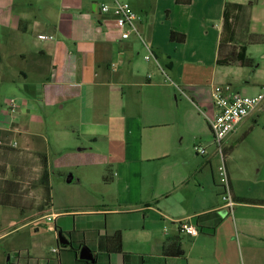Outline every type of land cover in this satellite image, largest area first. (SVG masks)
<instances>
[{"label": "crops", "instance_id": "1", "mask_svg": "<svg viewBox=\"0 0 264 264\" xmlns=\"http://www.w3.org/2000/svg\"><path fill=\"white\" fill-rule=\"evenodd\" d=\"M117 1L140 18L150 59L136 36L121 40L112 14L100 13L112 0H0V88L9 95L0 110V133L9 137L0 147L42 162L48 178L53 169H94L95 186H102L98 200L80 194L74 212L24 215L31 192L22 197L12 177L0 188V264H264V206L242 201H264V165L251 166L264 162V99L223 143L231 212L220 199L221 157L204 118L212 113L213 87L240 80L245 66L236 59L252 67L248 43L258 39L238 37L255 18L247 20L241 0ZM65 119L75 148L51 154L38 126L49 123L63 134ZM240 130V144L250 150L242 165L232 156ZM63 213H75L92 230L60 225ZM43 219L55 221V260L41 256L36 235ZM175 220L189 221L198 235H179ZM117 231L121 253L100 250L99 237ZM58 232L66 245L58 244ZM174 240L183 255L164 256Z\"/></svg>", "mask_w": 264, "mask_h": 264}, {"label": "rangeland", "instance_id": "2", "mask_svg": "<svg viewBox=\"0 0 264 264\" xmlns=\"http://www.w3.org/2000/svg\"><path fill=\"white\" fill-rule=\"evenodd\" d=\"M241 2L244 3L248 9L247 20L249 19V14H251L255 18V22L251 23L249 19L247 22L250 24L242 25V29H240L241 35L238 37L239 42L242 40L250 42L251 38L258 39V42L248 43L250 50L248 54L254 62L252 67L245 66L240 80L228 86L232 92L240 94H250L252 92L264 94V89L258 85L261 82H264V0H241ZM251 32L257 36H249L253 35ZM250 79L253 80L254 85L247 86L243 83ZM242 88H246L248 91L245 92ZM5 98L9 99V95L5 93L3 88H0V110ZM247 124L252 125L253 122L250 120ZM261 124H263L264 128V115L261 119ZM63 126H65V132H63V134L55 133V130L51 129L52 125L49 123H46L43 126H38L39 132H42L41 134L44 137L43 140H46V143L48 142V150L51 154L75 148L74 142L72 141L75 139L74 134L70 129V126H72L71 123L65 119ZM261 129L262 127L260 125L258 131ZM55 135L56 139L53 140V136ZM244 137L245 135H242V131L240 130L239 134L235 136V142L233 144L235 147V151L232 154L233 162H239L241 165L242 163L248 162V157L245 152L250 151L247 142L240 144ZM239 155L240 157H238ZM32 161L33 160L29 156L22 155L19 151H4L0 147V188L8 187L7 183L12 181V177L15 176L17 179H15L16 183L13 184V188H16L17 191H23L20 193L22 197L28 190H30L31 193L33 192L32 194L26 193L28 201L25 206L27 207L29 205L30 210L25 211L24 215H31L45 210L47 214L54 212L62 213L65 210H68V212H74L75 207L73 206L78 202L80 194L83 193L89 195L88 197L90 200L99 199V197L94 195L96 189L102 187L101 185L95 186L96 184H100L98 172H95L94 169L90 170L89 168H80L79 166L70 169H53L49 172L48 185L50 188L51 201L50 204H48L45 191L40 182V176L44 165L42 162L34 164ZM263 165L264 162L260 161L255 164L251 163L252 167H257L258 169L262 168ZM69 175L72 176V180L70 183H67L66 180ZM4 177H8L9 180L4 179ZM74 214L75 213H70L69 215L67 213L61 214V218L58 220L59 224L70 230H73V228L78 230L83 228L84 231L92 230V226L85 225L83 218H74ZM54 223L55 221L47 222L45 219L38 221L37 225L39 233L36 235V237L40 239L43 247L41 250V256H43V258H53V260H55L56 255L51 253V248H55V250L61 248L57 246L55 239H53ZM56 224L58 228L64 230V228L58 225L57 222ZM26 231L30 232L32 237H35L32 228H27ZM89 235L90 234H86V236ZM82 248L83 251L91 254L86 248Z\"/></svg>", "mask_w": 264, "mask_h": 264}, {"label": "built area", "instance_id": "3", "mask_svg": "<svg viewBox=\"0 0 264 264\" xmlns=\"http://www.w3.org/2000/svg\"><path fill=\"white\" fill-rule=\"evenodd\" d=\"M99 11L102 14H112L113 25L118 31L121 40H127L130 36H136L147 52L145 59L148 60L152 57L149 45L144 42L136 26V22L140 18L131 10L128 3L112 0L111 4H101ZM38 38L43 41L52 39V37L45 35H40ZM261 88L264 89V82ZM211 98L212 113L210 116H204V118L212 137V144L221 157V163L217 168L218 184L221 189L220 199L223 207L231 212L234 206V199L231 194L224 163L223 143L229 135L235 132L237 126L260 105L264 99V94L248 96L232 92L228 85H224L214 86ZM9 105L14 107L15 101L10 100ZM194 150L198 155L205 154L203 147L195 146ZM46 220L51 221V218L47 217ZM172 222L176 226V231L179 235L196 237L199 233L197 228L187 220H175ZM163 230L166 231L165 226Z\"/></svg>", "mask_w": 264, "mask_h": 264}, {"label": "trees", "instance_id": "4", "mask_svg": "<svg viewBox=\"0 0 264 264\" xmlns=\"http://www.w3.org/2000/svg\"><path fill=\"white\" fill-rule=\"evenodd\" d=\"M177 34L172 33L171 39H174ZM238 62L244 63V66H250V61L243 58H237ZM9 135L7 134H1L0 133V142L5 145L7 142ZM1 145V144H0ZM2 147V146H1ZM4 151H9L10 149H3ZM42 173L40 176V182L41 185L45 191L46 201H48V204H50L51 197H50V188L48 185V175L46 170V165L43 164ZM243 202H250L254 205H261L264 206V201H248V200H242ZM98 246L100 250H108V248H112V252L121 253L122 251V236L119 231L115 232L114 234L110 236H100L98 239ZM163 254L164 256H173V257H180L183 255V250L181 248V245L178 240H174L170 242L169 244H166L163 247Z\"/></svg>", "mask_w": 264, "mask_h": 264}, {"label": "water", "instance_id": "5", "mask_svg": "<svg viewBox=\"0 0 264 264\" xmlns=\"http://www.w3.org/2000/svg\"><path fill=\"white\" fill-rule=\"evenodd\" d=\"M66 182L67 183H70V179H67L66 180ZM58 244L59 245H66V243H67V241L63 238V236H62V234H61V232H58ZM83 253H84V251H83ZM82 253V254H83ZM87 252L85 251V254H86ZM89 254V253H88ZM91 256V254H89V257ZM85 256H83V255H81V259H86V258H84Z\"/></svg>", "mask_w": 264, "mask_h": 264}]
</instances>
